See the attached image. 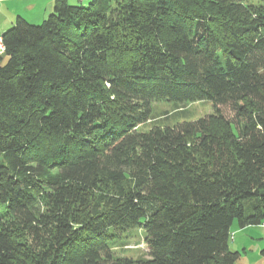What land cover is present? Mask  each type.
<instances>
[{
	"label": "trees",
	"instance_id": "16d2710c",
	"mask_svg": "<svg viewBox=\"0 0 264 264\" xmlns=\"http://www.w3.org/2000/svg\"><path fill=\"white\" fill-rule=\"evenodd\" d=\"M1 40L0 264L238 261L233 223L264 228V0H54ZM134 229L145 255L115 257Z\"/></svg>",
	"mask_w": 264,
	"mask_h": 264
},
{
	"label": "rangeland",
	"instance_id": "374dc122",
	"mask_svg": "<svg viewBox=\"0 0 264 264\" xmlns=\"http://www.w3.org/2000/svg\"><path fill=\"white\" fill-rule=\"evenodd\" d=\"M88 1H84V5H87ZM31 24H39V21H34ZM211 113L212 109L210 105L204 102L180 105L176 103H159L153 105L154 117L167 119V123H173L176 120L181 121L184 118L195 120L206 117ZM223 113L228 118L232 117V112L228 108L223 109ZM148 129L149 125L139 128L141 131ZM230 234L229 250L240 254V258L235 264H263L260 256V251L264 248L263 227L249 226L240 229L237 223L234 222L230 229ZM143 238L144 232L134 229L124 234L121 238L113 239L109 245L113 248L112 252L115 257L138 259L145 255Z\"/></svg>",
	"mask_w": 264,
	"mask_h": 264
},
{
	"label": "crops",
	"instance_id": "0c3cea01",
	"mask_svg": "<svg viewBox=\"0 0 264 264\" xmlns=\"http://www.w3.org/2000/svg\"><path fill=\"white\" fill-rule=\"evenodd\" d=\"M86 0H67L71 5H84ZM88 1V0H87ZM54 0H0V37L18 17L29 23L42 22L52 12Z\"/></svg>",
	"mask_w": 264,
	"mask_h": 264
},
{
	"label": "built area",
	"instance_id": "2783aa9c",
	"mask_svg": "<svg viewBox=\"0 0 264 264\" xmlns=\"http://www.w3.org/2000/svg\"><path fill=\"white\" fill-rule=\"evenodd\" d=\"M3 52H4V48H3L2 40H1V37H0V56L3 54Z\"/></svg>",
	"mask_w": 264,
	"mask_h": 264
}]
</instances>
